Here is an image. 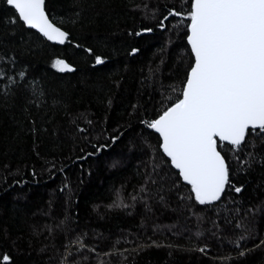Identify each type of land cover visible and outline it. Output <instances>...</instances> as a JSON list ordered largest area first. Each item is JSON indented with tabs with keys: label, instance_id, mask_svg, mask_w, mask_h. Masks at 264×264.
I'll use <instances>...</instances> for the list:
<instances>
[{
	"label": "snow or ice",
	"instance_id": "6c2138e0",
	"mask_svg": "<svg viewBox=\"0 0 264 264\" xmlns=\"http://www.w3.org/2000/svg\"><path fill=\"white\" fill-rule=\"evenodd\" d=\"M100 7L106 10L99 11L95 3L87 0H0V50H6L0 55V105L14 119L18 109L30 122L33 134L38 131L36 114L43 112L46 122L54 123L57 107H62V115L68 117L73 136L87 131L78 121L93 123L87 112H68L67 101L54 95L43 77L31 73L27 57L33 54L34 45L67 44L78 50L75 55L93 71H99L107 57L97 53L87 42L88 37L83 33L74 35L72 29L111 20L107 5ZM130 10L149 18L148 4L133 3ZM151 11V18L157 20L155 27L170 33L160 52L166 51L167 44L172 43L171 34H175L180 41L175 47L183 50L178 61L168 65L167 75L161 69L163 55L160 65L148 66L147 74L141 68L143 91L138 90V97L145 99L130 104L125 122L117 123L105 136L108 143L92 144L87 137H81L93 151L76 159L98 155L131 129L134 135L128 141V151L148 158L141 161L145 171L141 182L127 195L123 184L114 187V198L107 207L129 210L142 204V227L150 219L154 204L170 207L177 213V220L185 217L186 222L180 225L184 232L192 231L188 225L195 218V242L190 238L189 244L181 248L161 245L149 237L144 242L137 240L131 249H121L117 241L104 255L117 256V264H127L128 256L134 258L145 249L165 246L208 256L209 241L215 239L225 251L212 256L211 264H242L256 251L262 257L259 264H264V232L252 224L258 216H264V198L253 200L245 195L247 178L257 171L261 175L258 188L264 190V0H173L159 16L157 9ZM173 22L174 27L169 28ZM152 31L153 27L147 25L122 30L117 25L115 32L93 36L92 41L97 46H108L113 43L111 37L119 33L124 37L121 46L126 59L135 58L140 48L129 38ZM51 67L59 72L74 71V66L62 58H55ZM114 83L119 87V82ZM105 99L106 109H111L114 98ZM58 130L59 126L54 125L52 135ZM123 159H113L109 167L121 166ZM32 175H36L34 169ZM225 203L233 205L227 215L220 210ZM68 220L65 216L55 228L45 225L42 231L33 229V237L47 232L45 239L52 238L56 229L65 233L60 245L52 247L48 264H92L91 253H96L97 264H113L99 259L96 248L85 242V233L69 238L67 233L74 230ZM40 251H48V246ZM21 253L17 238L7 230L0 233V264H18ZM20 264L32 261L22 260Z\"/></svg>",
	"mask_w": 264,
	"mask_h": 264
},
{
	"label": "trees",
	"instance_id": "16d2710c",
	"mask_svg": "<svg viewBox=\"0 0 264 264\" xmlns=\"http://www.w3.org/2000/svg\"><path fill=\"white\" fill-rule=\"evenodd\" d=\"M87 3H95L101 12L106 9L100 5H107V10L112 15L111 20H97L72 29L74 35L83 33L97 53L107 57L105 65L99 71H93L90 65L75 55L78 50L67 44L56 46L44 42L39 46L34 45L33 54L27 57L32 65L31 73L43 77L49 90L67 101L68 112L73 115L88 113V119L93 121L91 125L83 120L78 121L87 131L73 136L71 126L67 123L68 117L62 115V107H57L54 123H47L43 112L36 114L38 131L33 134L30 122L18 109L14 119L0 105V233L7 230L13 238L18 239L22 250L17 256L18 264L22 260H30L32 264H48L52 247L60 245L65 233L56 229L52 238L45 239L47 232L33 237V229L42 231L45 225L55 228L65 216L69 217L68 224L74 230L67 233L69 238L85 233V242L96 248L100 254L99 259L112 261L113 264H117L120 258L104 253L117 241V246L121 249H131L135 247L137 240L144 242L149 237L161 245L173 244L181 248L189 244L190 238L195 242V218L188 225L192 231L184 232L180 225L186 222L185 217L180 216L177 220V213L170 207L154 204L145 227L141 226V214L144 212L142 204L138 203L129 210L107 207L114 198V187L119 188L123 184L124 194L127 195L132 192L133 186L141 182L145 171L141 161H147L148 158L141 157L138 152L128 151V141L134 135L131 129L124 132L121 140L98 155L82 161L76 159L79 155L93 151L91 144L81 137H87L92 144L108 143L105 136L112 132L117 123L125 122L131 110L130 104L136 103L138 99H145L143 96L138 97V90L143 91L141 68L144 69L143 74H147L148 66L160 65V57L163 55L165 63L161 65V69L167 75L168 65L178 61L183 50L177 49L175 45L180 41L175 34H171L172 43L167 44L166 51L161 53L160 49L165 47L170 33L156 28L157 20L151 18V9H157L156 15L159 16L165 5H171L173 0H87ZM133 3L148 4L149 18L145 19L139 11H131ZM117 25L121 30L133 26L139 29L142 25L153 27L151 33L129 38L140 48L135 58L126 59L121 46L124 37L119 33L111 37L113 43L108 46H97L92 41L93 36L103 37L115 32ZM168 26L173 28L174 22ZM5 52L6 50H0V55ZM55 58L65 59L74 66V71L59 72L51 67ZM114 82H119V87ZM106 97L114 98L111 109H106ZM49 115L53 113L50 112ZM132 123L135 127L136 122ZM54 125L59 126L55 136L52 135ZM121 157H124L121 166L115 169L109 167L113 159ZM5 164L8 168H4ZM33 169L35 177L32 175ZM247 179L248 192L245 195L253 200L264 198V190L258 188L261 180L259 171ZM15 181L22 183H14ZM65 184L68 185L67 188ZM232 207L230 203L221 205V214L227 215ZM252 224L254 228L264 232V216H258ZM177 231L179 235L174 234ZM209 243L211 252L208 256L162 246L145 249L134 258L128 256L127 264H211V257L219 256L225 249L215 239ZM46 245L48 251L41 252L40 249ZM89 255L92 264H97L96 253ZM261 258V253L256 251L242 264H259Z\"/></svg>",
	"mask_w": 264,
	"mask_h": 264
},
{
	"label": "water",
	"instance_id": "95a60500",
	"mask_svg": "<svg viewBox=\"0 0 264 264\" xmlns=\"http://www.w3.org/2000/svg\"><path fill=\"white\" fill-rule=\"evenodd\" d=\"M34 31V30H33ZM49 44H52L51 42H48ZM52 45H56V44H52ZM56 46H63V45H56Z\"/></svg>",
	"mask_w": 264,
	"mask_h": 264
}]
</instances>
